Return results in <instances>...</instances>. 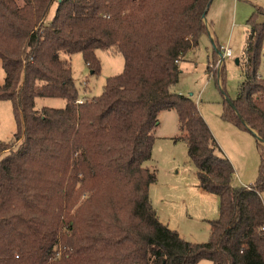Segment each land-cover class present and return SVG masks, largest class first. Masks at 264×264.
<instances>
[{
    "label": "trees",
    "instance_id": "trees-1",
    "mask_svg": "<svg viewBox=\"0 0 264 264\" xmlns=\"http://www.w3.org/2000/svg\"><path fill=\"white\" fill-rule=\"evenodd\" d=\"M0 0V100L17 129L0 141V264H264V7L247 19L244 79L221 118L259 138V167L248 185L196 102L171 91L186 53L207 32L212 0ZM97 50L119 53L120 73L99 95L82 97L71 64L80 53L91 74ZM212 52L206 71L215 75ZM221 77V80H220ZM219 77L223 86V65ZM37 97L65 100L35 108ZM174 110L198 187L217 196L218 216L205 242L183 239L159 220L149 188L158 115Z\"/></svg>",
    "mask_w": 264,
    "mask_h": 264
},
{
    "label": "rangeland",
    "instance_id": "rangeland-1",
    "mask_svg": "<svg viewBox=\"0 0 264 264\" xmlns=\"http://www.w3.org/2000/svg\"><path fill=\"white\" fill-rule=\"evenodd\" d=\"M21 3L20 0H18ZM57 0H53L46 14L47 22L52 18ZM255 7H264V0H238L223 10L206 13L218 45H225L232 49L231 58H223L216 53L212 63L215 75H209L206 65L211 60L212 52H217L208 35L201 36L198 46L184 59L180 60V74L177 83L171 86V91L190 96L208 124L219 146L231 149L236 155V176L232 183L238 184L239 179L245 184L252 183L258 175L259 154L252 135L244 134L239 150L231 143L230 132H236L233 124L221 118L222 103L234 99L240 82L244 79L242 70V51L247 35L246 21ZM212 9V8H211ZM101 63L98 74H91L80 53L62 55L71 64L72 76L78 89V97L99 95L107 77L120 73L124 59L119 53L97 50ZM239 59V62H236ZM223 65V86L219 77ZM258 75L264 78V45L258 68ZM4 79V71L0 60V84ZM221 80V77H220ZM65 100L58 97H37L35 108L43 106L62 108ZM173 110L161 111L158 115L159 125L154 129L155 141L151 150V158L144 165L155 168L157 180L151 185L152 204L158 209L159 220L170 229L191 242H205L209 239V220L218 216L219 200L214 195L196 193L197 169L189 159L184 140L174 139L180 134L178 118ZM17 125L12 105L8 100H0V141L12 144V138ZM246 132V131H244ZM227 141L228 145L224 142ZM2 155H0L1 157ZM238 171V173H237ZM237 174L240 178H237ZM197 264H211L209 260Z\"/></svg>",
    "mask_w": 264,
    "mask_h": 264
},
{
    "label": "crops",
    "instance_id": "crops-1",
    "mask_svg": "<svg viewBox=\"0 0 264 264\" xmlns=\"http://www.w3.org/2000/svg\"><path fill=\"white\" fill-rule=\"evenodd\" d=\"M237 3H238V0H212L211 1V3H210V5H209V8H208V10H207V13H208V11H210V10H212V13L214 14V13H216V11L218 10V11H220V10H223L224 8H226L227 6H231V5H233V8L235 9V7H236V5H237ZM212 8V9H211ZM204 20H205V24H206V28H207V32L205 33V34H207L208 35V37H209V39L212 41V43L214 44V45H216L217 44V46H218V43H217V40H216V36H215V34H214V31H213V29H212V27H211V24H210V22H209V24H208V21H207V19H206V17H204ZM204 34V35H205ZM201 39V38H200ZM200 39H199V41H200ZM220 46V45H219ZM196 48V47H195ZM195 48H193V49H190L187 53H186V55H185V57H187V55L188 54H190V52L191 51H193ZM233 52V51H232ZM217 53V52H216ZM232 56H233V53H232ZM184 57V58H185ZM184 60H186V59H184ZM207 66V65H206ZM79 99H81V98H79ZM165 111V110H164ZM174 111V110H173ZM176 117H177V115H176ZM233 129H234V131H236V132H230V138H231V143H232V145L234 146V148H236V149H238L239 150V147H240V144H241V140H244V138H243V135L244 134H250V135H252L253 137H254V139H255V142L257 143V141H258V138H257V136H256V134H255V132L252 130V132H244L243 130H240V129H238L237 127H235V126H233ZM221 143L222 142H224V143H226V144H228V145H231V144H229L227 141H220ZM223 144V143H222ZM231 145V146H232ZM220 147V149L222 150V152L224 153V155L230 160V162L232 163V165H234L235 167H236V155H235V153L231 150V149H226L224 146H219ZM256 148H257V146H256ZM257 151H258V149H257ZM258 154H259V151H258ZM234 166H233V168H234ZM237 173H238V171H237ZM236 176V173H235V169H234V174H233V176ZM237 178H240L239 176H238V174H237ZM248 184H250V183H248ZM248 184H245V183H243L242 181H240V179H239V183L238 184H234V185H248ZM152 185V184H151ZM196 187H197V190H196V193H201V194H209V195H214V194H212V193H208V192H206V191H204L203 189H201V188H199L198 187V183H197V185H196ZM149 195H150V199H152V194H151V186H150V188H149ZM214 196H216V195H214ZM217 197V196H216ZM262 198H263V200H264V193L262 194ZM154 206V205H153ZM155 207V206H154ZM155 210H156V212H157V215H158V217H160V214H159V212H158V209L155 207ZM205 260V259H204ZM201 261H203V260H201ZM200 262V261H199ZM198 262V263H199ZM212 264V263H211Z\"/></svg>",
    "mask_w": 264,
    "mask_h": 264
},
{
    "label": "built area",
    "instance_id": "built-area-1",
    "mask_svg": "<svg viewBox=\"0 0 264 264\" xmlns=\"http://www.w3.org/2000/svg\"><path fill=\"white\" fill-rule=\"evenodd\" d=\"M218 51L220 52V57L222 58H231L232 57V49L228 46L225 45H218L217 47ZM222 60L220 59L218 62H222ZM82 99H78L77 103H81ZM261 230L264 232V225H262Z\"/></svg>",
    "mask_w": 264,
    "mask_h": 264
},
{
    "label": "water",
    "instance_id": "water-1",
    "mask_svg": "<svg viewBox=\"0 0 264 264\" xmlns=\"http://www.w3.org/2000/svg\"><path fill=\"white\" fill-rule=\"evenodd\" d=\"M217 53L220 55V52L217 50ZM221 56V55H220ZM220 59L222 60V58L220 57ZM236 62H239V59H236ZM258 138V137H257ZM259 139V138H258Z\"/></svg>",
    "mask_w": 264,
    "mask_h": 264
}]
</instances>
